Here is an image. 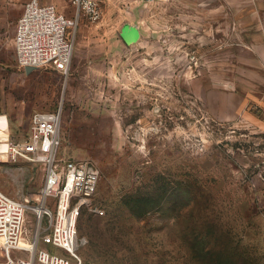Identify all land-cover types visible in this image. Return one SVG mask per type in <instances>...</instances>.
<instances>
[{
  "label": "rangeland",
  "instance_id": "374dc122",
  "mask_svg": "<svg viewBox=\"0 0 264 264\" xmlns=\"http://www.w3.org/2000/svg\"><path fill=\"white\" fill-rule=\"evenodd\" d=\"M27 1L0 0V188L36 196L44 169L5 145L62 108V154L101 170L86 264H264V0H40L75 21L67 73L16 60Z\"/></svg>",
  "mask_w": 264,
  "mask_h": 264
},
{
  "label": "built area",
  "instance_id": "2783aa9c",
  "mask_svg": "<svg viewBox=\"0 0 264 264\" xmlns=\"http://www.w3.org/2000/svg\"><path fill=\"white\" fill-rule=\"evenodd\" d=\"M70 1L79 13L98 18L105 0ZM74 23L53 3L27 1L14 36L18 63L67 73L75 48ZM62 124V108L36 111L28 136L9 143L10 158L37 163L44 169V182L34 197L16 198L0 188V251L20 253L9 257L8 264H86L78 221L82 209L92 204L101 170L90 159L62 154Z\"/></svg>",
  "mask_w": 264,
  "mask_h": 264
},
{
  "label": "bare ground",
  "instance_id": "6f19581e",
  "mask_svg": "<svg viewBox=\"0 0 264 264\" xmlns=\"http://www.w3.org/2000/svg\"><path fill=\"white\" fill-rule=\"evenodd\" d=\"M9 143H10V140H8V142H7L6 145H5V153H6V155H7V159H8V157H9Z\"/></svg>",
  "mask_w": 264,
  "mask_h": 264
},
{
  "label": "water",
  "instance_id": "95a60500",
  "mask_svg": "<svg viewBox=\"0 0 264 264\" xmlns=\"http://www.w3.org/2000/svg\"><path fill=\"white\" fill-rule=\"evenodd\" d=\"M125 33L132 34V36H135V37L137 36V33H136V31L134 29L128 30ZM30 68H34V67H30Z\"/></svg>",
  "mask_w": 264,
  "mask_h": 264
},
{
  "label": "crops",
  "instance_id": "0c3cea01",
  "mask_svg": "<svg viewBox=\"0 0 264 264\" xmlns=\"http://www.w3.org/2000/svg\"><path fill=\"white\" fill-rule=\"evenodd\" d=\"M128 30H131V29H128ZM128 30H127V31H128ZM134 30H135V29H134ZM135 31H136V30H135ZM125 32H126V31H125ZM136 33H137V31H136ZM124 35H125V33H124ZM124 35H123V37H124ZM136 37H137V36H136ZM136 37H135V38H136Z\"/></svg>",
  "mask_w": 264,
  "mask_h": 264
}]
</instances>
